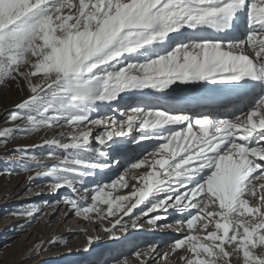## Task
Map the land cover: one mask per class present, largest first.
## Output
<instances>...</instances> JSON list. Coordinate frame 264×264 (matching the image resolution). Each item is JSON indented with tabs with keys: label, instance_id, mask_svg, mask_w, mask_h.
I'll list each match as a JSON object with an SVG mask.
<instances>
[{
	"label": "snow or ice",
	"instance_id": "obj_1",
	"mask_svg": "<svg viewBox=\"0 0 264 264\" xmlns=\"http://www.w3.org/2000/svg\"><path fill=\"white\" fill-rule=\"evenodd\" d=\"M8 79L28 86L29 97L10 114V121L26 127L4 128L0 137L63 124L73 129L68 142L44 141L71 150L62 159L50 153L58 164L37 173L53 178V189L73 188L93 170L109 167L107 154L89 144L91 130L81 126L104 125L95 136L101 146L136 127L141 139L163 141L150 153L154 159L131 164L148 168L136 178L142 181L138 190L115 197L105 191L127 187L124 176L97 185L92 204L69 201L78 215L99 212L98 202L113 215L131 196L135 203L125 214L143 201L151 205L147 212L189 214L178 222L189 233L171 246L190 254L180 257L184 264H231L233 252L242 254L243 264H264V253L255 251L264 247V183H253L264 181L258 162L264 161V0H0V84ZM217 80L255 94L246 113L225 119L202 113L193 120L138 106L126 119L90 117L126 90ZM249 196L258 198L257 206ZM197 222H203L201 231L210 224L215 230L194 235Z\"/></svg>",
	"mask_w": 264,
	"mask_h": 264
},
{
	"label": "rangeland",
	"instance_id": "obj_2",
	"mask_svg": "<svg viewBox=\"0 0 264 264\" xmlns=\"http://www.w3.org/2000/svg\"><path fill=\"white\" fill-rule=\"evenodd\" d=\"M40 78L39 76L33 78L34 82ZM179 84L177 81L170 86ZM191 89L203 90L184 88L180 91L186 93ZM29 95L28 86L23 80L8 79L0 84V130L26 127L22 120L10 121V114L18 112L16 105ZM119 103L118 105L102 103L98 111L92 112L90 117L95 119L107 116L115 120L118 117L117 111L132 105L133 99ZM252 103L254 98L248 104L237 108L232 116L246 113ZM145 110L147 111V108ZM48 115L55 113L49 112ZM216 117L217 115L214 116ZM104 128V125H88L81 126L80 130H91L89 144L107 154L106 159H101H104L109 167L93 170V175L76 182L73 188L65 186L53 189V178L37 175L58 164L56 159L50 158V153L61 159L71 154V150L66 151L55 145L45 144L44 141L56 138L68 142L67 137L72 133V127L63 124L27 133L15 131L8 137H0V264H135L142 262L149 249L162 253L177 239H182L189 233L186 226L178 223L187 219L188 213L183 217L182 213L176 216L173 211L147 212L150 203H146L132 216L124 218L122 220L124 224L115 226L111 231L104 227L114 221L119 211L109 215L108 206L98 202L99 212H91L87 218L77 214V209L73 208L69 201L75 200L81 207H86L93 203L91 197L97 185L109 184L113 180H118L120 176L126 178L128 187L136 170L147 168L133 169L131 164L141 158L150 161L154 159L150 153L157 145L141 139L140 130L141 133L135 131V134L129 136H114L106 145L101 146L96 142L95 136L100 135ZM136 140L140 142L133 148L132 143ZM122 145L125 147H118ZM33 156L37 157L36 161L31 159ZM258 182L261 181H253L254 184ZM127 187H120L118 184L115 188L105 191L111 192L113 197L124 196ZM128 202L129 200H126L121 203L124 206L128 205ZM29 211L31 215L25 214ZM68 212L70 214L67 216ZM146 212L147 215L144 214ZM163 216L165 218L161 220ZM155 217H159L160 220L154 219ZM150 220L154 222L150 223ZM202 223L197 222L192 234L203 236L206 232L215 230L214 224H210L205 231H201ZM226 247L228 251H232L231 247ZM89 249L92 253L85 256L86 258H81L83 252ZM179 251L190 255L185 249L176 251L169 249L159 259L148 263L143 260L140 264H184V261L173 257ZM255 251L258 254L264 253V247H258ZM137 253L140 255L137 256ZM230 261L231 264H243L242 254L233 252Z\"/></svg>",
	"mask_w": 264,
	"mask_h": 264
},
{
	"label": "bare ground",
	"instance_id": "obj_3",
	"mask_svg": "<svg viewBox=\"0 0 264 264\" xmlns=\"http://www.w3.org/2000/svg\"><path fill=\"white\" fill-rule=\"evenodd\" d=\"M183 31L186 33L188 30L187 29H184ZM247 54L250 55V56H253L254 55V53L251 50H248ZM229 83L230 82H227V81L221 82L219 80H217L215 82H212V81H203L202 83H199L197 81V82H192V83H180L179 85L170 86L168 89H165L164 91H158L156 89H130V90H126L124 92H121L119 94V96L117 97L116 100H113V101H110V102H104V103L105 104H112V103L115 104L116 103V105H118V104H120L119 102H126L128 100L133 99L132 105H128L129 107H123L119 111H117L118 112L117 113V116L118 117L115 116L116 117L115 120L126 119L125 113L129 112V110L131 108L138 107V106L139 107H143V108H147V110H149V109H156V108H158L160 110H170V114L190 116V117L193 118V120L196 118L197 115L202 114V113H208L210 115L211 114H213V115L217 114L218 116L216 117V119L232 118L233 117L232 116V113L237 109V108L233 107L232 105L224 106V107L220 108L219 110H214V109H209V108H194V109H191L189 107H183V106L175 107V106L172 105L173 106L172 107V106L167 105V103L163 101V99H167V98H177L179 101L180 100H188L189 98L183 99L182 96H181L185 92H182L180 90L181 89H184V88H189V89L190 88H196V89L197 88L198 89L199 88H202L203 90L204 89L206 90V88H210L212 86L218 85L219 87H221L222 89H224V88H226V86ZM200 91L201 90L191 89L188 92H192L193 94H196V93H200ZM177 95H180V96L178 97ZM254 96H255V94L250 99H248L244 104H242V105H241V103H238V106L240 105L239 107H241L243 105L248 104L250 102V100L254 98ZM193 97H195V96H193ZM196 99H200V97H196ZM152 106L155 107V108H150ZM166 127H170L173 130H179V128H180V126H177V125H171V126H166ZM135 131L137 133H141L139 131L138 127H136V128H133L132 130H128L126 132V136H129L131 134H135ZM164 135H167V133H164ZM146 140L150 141L149 143L156 144L157 145L156 147H158V145L161 142H163V141L158 140V139H155V138L146 139ZM138 142H140V140H136V141H134L132 143L133 148H135V146L138 145ZM118 147L119 148H124L125 145L118 146ZM123 150L124 149H120V151H123ZM258 162L261 163V164H264V161H258ZM147 171H148V168H144L142 170H136L135 175L131 179V183L126 188V192H125V195L124 196L129 195L132 191L138 190L140 188V186L142 185V181H139L138 182L136 178L143 176ZM261 183H264V181L258 182L257 185H259ZM258 195H259V193H258ZM247 199H249V202H250V205L251 206H253V207L257 206V204H258V198H253V197L249 196V197H247ZM128 200H129L128 205L127 204L124 205V210L119 211V213L117 214V217L114 219V221L109 226H105L104 227L106 230L111 231L112 228H114L115 226H122L124 224L122 222V220L124 218H127L129 216H132V214L135 213L136 211L138 212V210L141 209L142 207H144L146 205V203L149 204L148 201H143L139 205H137L135 208H132L131 212H127V214H125V212L127 211V208H130L131 205L133 203H135V198H132L131 196H129V199ZM208 210L215 211L216 208H213L212 207V208H209ZM170 211L175 212V215L176 216H179L177 214H181L180 212H177L174 209H168L166 212L170 213ZM164 213H165V211H164ZM69 214H70V212L67 213V216ZM186 214H187V212L182 213V216L184 217V216H186ZM182 216H181V218H182ZM164 218H165V216L161 217L160 219L163 220ZM75 230H78V228H75ZM73 234H74V232H73ZM94 239H96V237ZM135 242H137V241H135ZM169 249H171V247L167 248V250H169ZM167 250L166 251H163L161 253V251L156 252L155 250L154 251H150V249H149L145 253V256L142 259V262L144 260V261H147V263H148L149 261H154L156 259H159L161 257V255H163L164 253L167 252ZM91 253H92V250L91 249L86 250V251L83 252V254H82L83 257H81V258H86L85 256H88ZM183 255H185V253L179 251V252H176L173 257L180 259V257L183 256ZM142 262L141 261L140 262H135V264H140Z\"/></svg>",
	"mask_w": 264,
	"mask_h": 264
}]
</instances>
